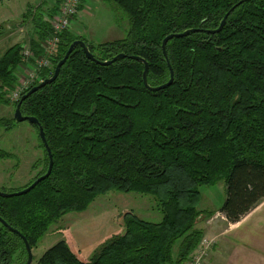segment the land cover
I'll return each instance as SVG.
<instances>
[{"label":"trees","instance_id":"trees-1","mask_svg":"<svg viewBox=\"0 0 264 264\" xmlns=\"http://www.w3.org/2000/svg\"><path fill=\"white\" fill-rule=\"evenodd\" d=\"M107 1L127 19L126 36L92 46L67 29L39 79L51 77L75 40L83 41L97 61L126 57L100 66L76 46L57 78L21 102V115L35 118L42 128L53 165L50 175L27 194L0 197V219L32 250L61 217L84 212L100 195H151L162 216L159 223L125 213L122 233L87 262L59 241L34 264H184L202 238L197 219L212 215L197 209L200 186L224 183L220 212L230 224L264 200V0L235 7L217 34L169 40L165 51L173 81L156 92L142 83L143 64L128 57L147 64L149 87L165 84L169 70L162 40L190 29L215 30L241 0ZM43 16L31 19L39 27L29 42L37 57L51 34ZM21 50L16 44L0 56V104L10 105L13 112L18 101L11 104L6 94L16 87ZM12 120L0 119V127L11 131ZM38 140L42 158L32 169L41 170L29 184L47 168ZM10 157L0 150V160ZM25 262L22 240L0 223V264Z\"/></svg>","mask_w":264,"mask_h":264},{"label":"rangeland","instance_id":"rangeland-1","mask_svg":"<svg viewBox=\"0 0 264 264\" xmlns=\"http://www.w3.org/2000/svg\"><path fill=\"white\" fill-rule=\"evenodd\" d=\"M39 1L41 0H0V26L3 24L14 25L17 21V15L22 13L27 4L38 3ZM45 1L49 4L51 0ZM60 2L61 0H58V4L57 1L54 4L57 10ZM37 7H31L26 12L25 17L23 16V26L21 29L18 28L17 34L24 35V40H27V36L31 35V29L28 27L27 30L25 26L26 22L30 23V18L34 19L40 13L44 15L43 18L49 27V21L57 13L55 7L52 8L54 11L49 14L48 10L46 14L41 13ZM70 29L81 33L80 35L89 45L97 46L123 39L127 34L128 25L125 16L107 0H85L80 11L78 12L77 7V11L70 18L67 31L71 33ZM6 30L8 33L9 30ZM2 34H4L3 31ZM3 38L0 33V43ZM1 51L3 50L0 49ZM41 56L38 55V58ZM31 69H33L31 66H27V70L24 72L16 71V84L26 77ZM12 118V107L0 104V119L12 120ZM12 124V130L8 132L0 127V150L12 156L0 160V192L3 193L23 190L41 170L32 169V165L42 158L35 128L27 121L12 120ZM199 193L200 201L197 209L207 210L210 204H223L225 185L222 181L203 185L199 187ZM125 213H132L137 218L149 223H159L162 218L153 196L136 192L110 191L105 195L96 197L84 212L68 213L50 226L36 247L31 250L32 264L47 249L59 241H65L81 261L87 262L103 244L122 233V220ZM177 246L178 243L173 247V259L176 256Z\"/></svg>","mask_w":264,"mask_h":264},{"label":"crops","instance_id":"crops-1","mask_svg":"<svg viewBox=\"0 0 264 264\" xmlns=\"http://www.w3.org/2000/svg\"><path fill=\"white\" fill-rule=\"evenodd\" d=\"M56 1L51 0L49 4L45 0H41L38 3H29L22 10V13L17 15V21L14 25H1L0 33L1 37L4 38L0 43V47H2L0 49L3 50L0 52V56L9 47L16 44L29 43L37 37L39 27L33 25L31 18L29 20L30 23L26 22L25 24L27 30L28 27L31 29V35L27 36V40H24V35L17 34L18 28L21 29L23 26V16L25 17L26 12L31 7L36 8L39 5L37 10L43 14H46L48 10L49 14L51 9L54 8ZM84 1L81 0V8ZM42 20L45 21L44 18ZM6 29L9 30L8 33ZM2 31L4 34H2ZM70 31L76 36H82L77 31L72 29ZM4 44L7 45L5 46ZM220 207L221 205L210 204L207 210L200 211L209 212L212 215L205 219L199 217L196 221L195 227L202 232V238L212 240L214 243L204 264H264V200L239 222L234 224L227 222L220 212Z\"/></svg>","mask_w":264,"mask_h":264},{"label":"water","instance_id":"water-1","mask_svg":"<svg viewBox=\"0 0 264 264\" xmlns=\"http://www.w3.org/2000/svg\"><path fill=\"white\" fill-rule=\"evenodd\" d=\"M248 0H241L239 1L237 4H235V6L231 7L228 12H226L221 20V22L219 23V26L215 29V30H199V29H190V30H186L182 33H178V34H170L168 36H166L162 42H161V52H162V55L165 59V63L168 67V70H169V80L165 83V84H162L160 86H157V87H149L147 85V81H146V74H147V71H148V67H147V64L144 62V60L138 58V57H128L129 59L131 60H137V61H140L143 66H144V70H143V73H142V83L144 85V87L151 91V92H156V91H159V90H164L165 88L169 87L171 84H172V81H173V72H172V69L169 65V61L167 59V56H166V51H165V47H166V44L169 40L173 39V38H183V37H186L187 35L189 34H192V33H198V32H204V33H207V34H217L221 31V29L224 27L225 25V22H226V19L229 15V13L231 11H233V9L235 7H237L238 5H240L241 3H244V2H247ZM80 47V49L82 50L84 56L86 57L87 60H90L100 66H109L111 65L112 63L120 60V59H124L126 56L124 54H118L116 56H114L111 60H108V61H104V62H101V61H97L93 58L92 54L89 52L86 44L81 41V40H75L74 42H72L67 51L65 52L63 58L58 61V63L56 64V66L54 67L53 69V72H52V75L51 77L49 78H46L44 80H42L41 82H39L36 86L30 88L25 94H23L20 99L18 100L16 106H15V109H14V112H13V118L15 119V121L17 122H23V121H27L29 122L32 126H35L38 130V137L45 149V152L47 154V158H48V163H47V168H46V172L39 176L38 178H36L31 184H29L26 188H24L23 190L21 191H18V192H14V193H3V192H0V197L1 198H7V197H17V196H21V195H24V194H27L30 190L34 189V187L41 181L45 180L51 173V170H52V165H53V161H52V156H51V153H50V150L47 146V143L45 141V138H44V134H43V130L42 128L39 126V123L37 122V120L33 117H24L21 115L20 113V104L23 100H25L26 98H28L30 95H32L33 93H35L37 90L43 88L44 86H46L47 84H50L52 83L58 76L59 74V71H60V68L63 66V64L65 63V61L67 60L68 56L70 55V53L72 52L73 48L74 47ZM0 223L2 224V226H4L7 230L11 231L12 233L18 235L20 237V239L22 240L23 244H24V247H25V252H26V262L25 264H32V251L27 243V241L25 240V238L23 236H21L19 234L18 231L12 229L11 227H9L3 220L0 219Z\"/></svg>","mask_w":264,"mask_h":264},{"label":"built area","instance_id":"built-area-1","mask_svg":"<svg viewBox=\"0 0 264 264\" xmlns=\"http://www.w3.org/2000/svg\"><path fill=\"white\" fill-rule=\"evenodd\" d=\"M79 3V0H61L57 13L53 15L52 19L49 21L51 34L46 39L47 41L44 40L39 46L41 51L40 55H42L40 58L31 50L29 43L21 45V61L18 70L24 72L27 70V66H31L33 69H31L28 74L33 72L22 78V80L16 84V87L11 92L7 93L6 99L10 103L17 102L28 88L35 82L41 81L39 79L40 70L50 68L51 61L57 53L59 35L68 29L69 20L77 11ZM45 41L46 43H44ZM213 244L212 240L201 238L196 249L190 254L184 264H204Z\"/></svg>","mask_w":264,"mask_h":264},{"label":"clouds","instance_id":"clouds-1","mask_svg":"<svg viewBox=\"0 0 264 264\" xmlns=\"http://www.w3.org/2000/svg\"><path fill=\"white\" fill-rule=\"evenodd\" d=\"M41 81H42V80H41ZM41 81H40V82H41Z\"/></svg>","mask_w":264,"mask_h":264},{"label":"bare ground","instance_id":"bare-ground-1","mask_svg":"<svg viewBox=\"0 0 264 264\" xmlns=\"http://www.w3.org/2000/svg\"><path fill=\"white\" fill-rule=\"evenodd\" d=\"M80 1V0H79Z\"/></svg>","mask_w":264,"mask_h":264}]
</instances>
